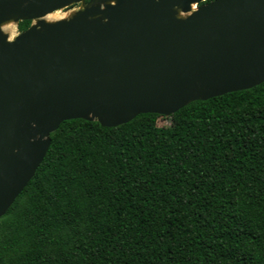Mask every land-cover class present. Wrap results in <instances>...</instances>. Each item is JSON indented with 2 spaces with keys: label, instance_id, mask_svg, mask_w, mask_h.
Returning a JSON list of instances; mask_svg holds the SVG:
<instances>
[{
  "label": "trees",
  "instance_id": "16d2710c",
  "mask_svg": "<svg viewBox=\"0 0 264 264\" xmlns=\"http://www.w3.org/2000/svg\"><path fill=\"white\" fill-rule=\"evenodd\" d=\"M0 264H264V82L169 117L62 122L0 218Z\"/></svg>",
  "mask_w": 264,
  "mask_h": 264
},
{
  "label": "water",
  "instance_id": "95a60500",
  "mask_svg": "<svg viewBox=\"0 0 264 264\" xmlns=\"http://www.w3.org/2000/svg\"><path fill=\"white\" fill-rule=\"evenodd\" d=\"M205 1L0 0V218L62 122L169 117L264 82V0Z\"/></svg>",
  "mask_w": 264,
  "mask_h": 264
},
{
  "label": "rangeland",
  "instance_id": "374dc122",
  "mask_svg": "<svg viewBox=\"0 0 264 264\" xmlns=\"http://www.w3.org/2000/svg\"><path fill=\"white\" fill-rule=\"evenodd\" d=\"M81 8L80 4H76V5H72L68 8L56 11L54 13H51L49 15H47L44 20L47 22H55L58 20H62V19H67L69 18L72 14H74L76 11H78ZM3 32L9 37V39H13L18 33H20L18 31L17 25L14 23H7L5 25H3L2 27ZM169 120L166 118H159L157 125L158 126H168Z\"/></svg>",
  "mask_w": 264,
  "mask_h": 264
},
{
  "label": "bare ground",
  "instance_id": "6f19581e",
  "mask_svg": "<svg viewBox=\"0 0 264 264\" xmlns=\"http://www.w3.org/2000/svg\"><path fill=\"white\" fill-rule=\"evenodd\" d=\"M195 7H193V9H194Z\"/></svg>",
  "mask_w": 264,
  "mask_h": 264
}]
</instances>
